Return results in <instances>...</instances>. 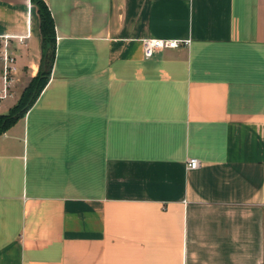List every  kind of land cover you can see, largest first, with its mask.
<instances>
[{
    "label": "crops",
    "instance_id": "1",
    "mask_svg": "<svg viewBox=\"0 0 264 264\" xmlns=\"http://www.w3.org/2000/svg\"><path fill=\"white\" fill-rule=\"evenodd\" d=\"M42 1L55 58L0 136V264H264V0ZM4 42L0 115L39 69L30 0H0Z\"/></svg>",
    "mask_w": 264,
    "mask_h": 264
},
{
    "label": "trees",
    "instance_id": "2",
    "mask_svg": "<svg viewBox=\"0 0 264 264\" xmlns=\"http://www.w3.org/2000/svg\"><path fill=\"white\" fill-rule=\"evenodd\" d=\"M37 9L41 36V60L34 78L22 91L18 102L6 115H0V136L24 118L46 87L55 58V28L51 14L42 0H30Z\"/></svg>",
    "mask_w": 264,
    "mask_h": 264
},
{
    "label": "built area",
    "instance_id": "3",
    "mask_svg": "<svg viewBox=\"0 0 264 264\" xmlns=\"http://www.w3.org/2000/svg\"><path fill=\"white\" fill-rule=\"evenodd\" d=\"M21 42V40H20ZM143 56L148 59L153 57L156 53L164 50H174L181 47H188L190 40H167V39H147L143 43ZM0 109L5 100L12 97V89L14 84L18 81L17 66L15 57L9 50L7 42L3 43L0 51ZM199 168V161L197 159H190L187 161L188 170H196Z\"/></svg>",
    "mask_w": 264,
    "mask_h": 264
},
{
    "label": "rangeland",
    "instance_id": "4",
    "mask_svg": "<svg viewBox=\"0 0 264 264\" xmlns=\"http://www.w3.org/2000/svg\"><path fill=\"white\" fill-rule=\"evenodd\" d=\"M24 85H25V84H24ZM24 85L21 84V85H20V88H21V87L23 88ZM27 85H28V83H27ZM27 85H26V86H27ZM26 86H25V87H26ZM25 87H24V89H25ZM16 100H17V95H16L14 98L5 101V102H4V105H3L4 108H2V112H4L5 110H7L8 106L13 105V104L16 102Z\"/></svg>",
    "mask_w": 264,
    "mask_h": 264
}]
</instances>
